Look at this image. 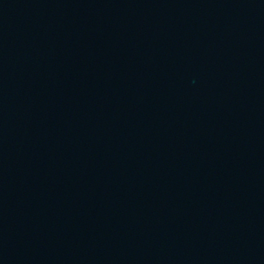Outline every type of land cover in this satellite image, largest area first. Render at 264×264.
Segmentation results:
<instances>
[{"label":"water","instance_id":"1","mask_svg":"<svg viewBox=\"0 0 264 264\" xmlns=\"http://www.w3.org/2000/svg\"><path fill=\"white\" fill-rule=\"evenodd\" d=\"M0 264H264V0H0Z\"/></svg>","mask_w":264,"mask_h":264}]
</instances>
